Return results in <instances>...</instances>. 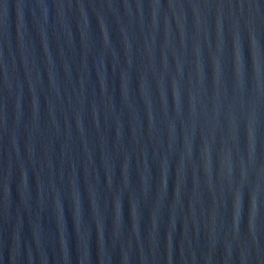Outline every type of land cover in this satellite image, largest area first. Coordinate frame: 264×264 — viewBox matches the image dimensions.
<instances>
[{"label": "water", "instance_id": "95a60500", "mask_svg": "<svg viewBox=\"0 0 264 264\" xmlns=\"http://www.w3.org/2000/svg\"><path fill=\"white\" fill-rule=\"evenodd\" d=\"M0 264H264V0H0Z\"/></svg>", "mask_w": 264, "mask_h": 264}]
</instances>
